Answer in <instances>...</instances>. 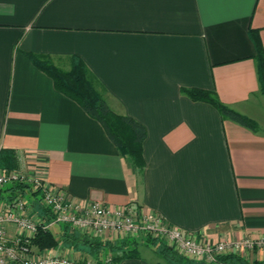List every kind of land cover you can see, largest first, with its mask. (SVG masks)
<instances>
[{
    "label": "crops",
    "instance_id": "crops-1",
    "mask_svg": "<svg viewBox=\"0 0 264 264\" xmlns=\"http://www.w3.org/2000/svg\"><path fill=\"white\" fill-rule=\"evenodd\" d=\"M254 33L264 48V0H0V152L15 151L21 171L81 206L130 205L199 241L264 238ZM31 54L66 71L80 59L111 109L144 126L142 171ZM193 89L215 92L257 132L184 93ZM244 259L264 264V251ZM120 264L161 261L141 254Z\"/></svg>",
    "mask_w": 264,
    "mask_h": 264
},
{
    "label": "built area",
    "instance_id": "built-area-1",
    "mask_svg": "<svg viewBox=\"0 0 264 264\" xmlns=\"http://www.w3.org/2000/svg\"><path fill=\"white\" fill-rule=\"evenodd\" d=\"M15 185L27 187L46 212L36 211L26 195L14 193L7 196L4 189ZM8 226L16 234H8ZM55 226H69L83 235L101 240L138 239L153 237L164 242L177 254L189 260L217 264L219 257L264 251V238L223 240L208 242L196 240L184 231L170 226L161 216L145 213L133 206L112 209L100 202L81 206L47 180L19 170L0 169V264H113L112 257L102 260L72 259L63 252L38 250L33 240L40 232H49Z\"/></svg>",
    "mask_w": 264,
    "mask_h": 264
},
{
    "label": "trees",
    "instance_id": "trees-1",
    "mask_svg": "<svg viewBox=\"0 0 264 264\" xmlns=\"http://www.w3.org/2000/svg\"><path fill=\"white\" fill-rule=\"evenodd\" d=\"M253 40L257 50L255 60L261 92L264 95V48L257 34H253ZM30 59L35 66L45 72L54 82L56 89L67 97L76 101L85 112L93 119L99 121L104 127L111 141L117 146L120 154L128 158L135 169L142 171L145 167L144 143L147 131L134 119L114 112L101 92L93 85L89 78V72L80 59H75L69 71L57 67L49 57L31 54ZM184 93L194 101L205 102L214 106L224 119L231 120L243 127L257 132V124L248 117L232 110L223 104L215 92L205 90H184ZM0 169L13 171L19 170L18 157L15 151L3 149L0 152ZM7 196L14 193L27 195V187L15 185L3 190ZM33 196H36L33 193ZM36 211L46 212L40 204H34ZM38 250H58L65 247L73 252L81 253L85 258L102 260L106 256L112 257L113 264H120L124 259H139V246L144 244L167 264H205L189 260L177 254L171 247L156 238L147 236L143 242L136 239L101 240L81 234L72 230L69 226H61L59 231L53 229L49 232H40L33 240ZM217 264H250L244 258L236 255L219 257ZM257 264V263H253Z\"/></svg>",
    "mask_w": 264,
    "mask_h": 264
},
{
    "label": "rangeland",
    "instance_id": "rangeland-1",
    "mask_svg": "<svg viewBox=\"0 0 264 264\" xmlns=\"http://www.w3.org/2000/svg\"><path fill=\"white\" fill-rule=\"evenodd\" d=\"M3 170V169H1ZM7 171V170H5ZM26 199L30 202H33L35 200V198L33 196H30V195H26ZM54 228L56 229H59L60 226H55ZM53 228V229H54ZM144 239V238H143ZM140 248V247H139ZM139 250V253L140 254H144V255H147L148 257L154 259V260H158L159 262L161 261V264H167L163 259H161L160 257H157L156 254L148 247L146 246H142ZM82 260V259H81Z\"/></svg>",
    "mask_w": 264,
    "mask_h": 264
}]
</instances>
